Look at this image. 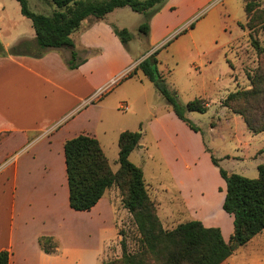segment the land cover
I'll list each match as a JSON object with an SVG mask.
<instances>
[{
    "label": "rangeland",
    "instance_id": "374dc122",
    "mask_svg": "<svg viewBox=\"0 0 264 264\" xmlns=\"http://www.w3.org/2000/svg\"><path fill=\"white\" fill-rule=\"evenodd\" d=\"M0 2L5 4L3 18L13 22V32L30 28L31 21L21 15L16 0ZM28 7L44 14L55 9L47 0H28ZM159 11L156 33L163 35L154 48L158 70L181 104L194 98L207 102L206 112L192 111L186 116L200 128L203 144L219 165L229 173L257 177V165L264 161V131L252 132L239 114L222 105V100L230 91L249 88L248 74L264 66V0H167ZM108 18L133 35L127 43L133 53L145 52L148 37L137 31L144 21L142 13L125 6ZM252 40L260 47L259 52ZM107 47L112 53L94 59L96 69H114L126 62L114 52L113 44L109 42ZM132 69L120 77L115 74L98 88L96 104L83 111L77 123L98 133L114 171L119 167V133H141L139 145L144 147L132 150L129 160L142 170L146 191L163 228L170 230L179 223L198 219L206 226L220 227L222 236L228 237L232 232L231 216L221 208L225 187L201 137L174 115L141 73L121 80ZM112 78L116 79L110 84ZM122 103L128 109L122 110ZM119 183L108 194L117 207L111 220L112 227L115 223L117 226L111 238L118 232L120 239L117 251L106 261L121 258L122 239L127 251L134 252L140 246L132 214L123 206L126 188L122 179ZM231 258L236 259L235 264H264V229L228 257V264Z\"/></svg>",
    "mask_w": 264,
    "mask_h": 264
},
{
    "label": "crops",
    "instance_id": "0c3cea01",
    "mask_svg": "<svg viewBox=\"0 0 264 264\" xmlns=\"http://www.w3.org/2000/svg\"><path fill=\"white\" fill-rule=\"evenodd\" d=\"M123 7L113 9L103 19H84L70 35L73 48H47L40 57L0 56V250L9 251L8 264H101L117 251L118 232L115 239L111 238L117 226L111 225L117 210L108 194L111 188L89 210L72 209L63 145L83 133L96 137L103 148L98 133L77 123L80 114L96 104L94 95L98 88L115 74L120 77L134 68L154 51L163 35L156 33L158 11L149 21V47L145 52L136 55L127 44L125 48L112 31V26L121 28L108 18ZM4 10L5 4L0 2L3 47L8 49L27 40L35 48L32 25L13 32V22L3 18ZM8 33L13 37H5ZM109 42L126 62L114 69H96L94 59L112 53L107 47ZM72 49L81 57L87 56L76 68L67 65ZM138 73L141 71L135 75ZM194 133L203 144L202 135ZM229 236L223 238L227 240ZM40 237H52L57 243L54 251H44ZM227 259L222 264H228ZM235 260L231 258L230 263L235 264Z\"/></svg>",
    "mask_w": 264,
    "mask_h": 264
},
{
    "label": "trees",
    "instance_id": "16d2710c",
    "mask_svg": "<svg viewBox=\"0 0 264 264\" xmlns=\"http://www.w3.org/2000/svg\"><path fill=\"white\" fill-rule=\"evenodd\" d=\"M16 1L20 13L31 21L35 33V48L33 50L27 40H21L8 49L0 43V56L27 54L40 57L47 48H73L70 35L79 29L84 19L88 16L103 19L113 9L123 6L144 15L138 32L148 37L150 18L167 0H47L55 6L50 14L30 10L28 0ZM244 10L247 11L248 8ZM190 27L192 28L193 24H190ZM112 31L125 48L133 38L126 28L112 26ZM251 42L259 52L257 42ZM156 54L157 50L144 57L131 71L122 76L121 80L132 77L140 70L176 117L191 130L200 132V128L186 113L206 112L207 102L203 98H194L181 104L164 75L158 70ZM86 59L87 56L81 57L72 49L67 65L69 68H76ZM248 79L250 87L228 92L222 100V105L239 114L248 129L258 133L264 131V66H259L254 74H248ZM140 137L141 133L137 131L123 130L119 133V167L116 171L110 168L108 159L94 136L78 134L67 139L63 145L68 199L72 209L89 210L107 189L115 184L119 186L120 179L126 188L123 206L132 214L140 235V246L134 252L127 251L122 239L121 258L103 261L101 264H222L239 247L246 245L264 229V161L257 165L255 178L229 173L219 165V160L205 145V151L209 153L212 164L217 167L225 183L221 208L232 217V232L229 238H223L220 227L206 226L198 219L179 223L170 230L163 228L154 202L146 191L143 172L129 160L130 152L139 146ZM39 244L46 252L54 251L57 245L52 237H40ZM8 263L9 251L0 250V264Z\"/></svg>",
    "mask_w": 264,
    "mask_h": 264
},
{
    "label": "built area",
    "instance_id": "2783aa9c",
    "mask_svg": "<svg viewBox=\"0 0 264 264\" xmlns=\"http://www.w3.org/2000/svg\"><path fill=\"white\" fill-rule=\"evenodd\" d=\"M115 79H116V78H112L110 84H112V83L114 82ZM120 108H121L122 110H126V109H128V105L122 103V104H120Z\"/></svg>",
    "mask_w": 264,
    "mask_h": 264
}]
</instances>
